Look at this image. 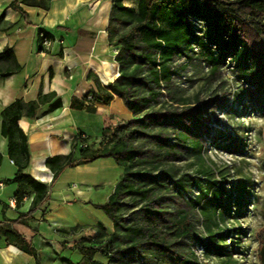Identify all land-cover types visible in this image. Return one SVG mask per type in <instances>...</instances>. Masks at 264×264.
<instances>
[{
	"label": "trees",
	"instance_id": "obj_1",
	"mask_svg": "<svg viewBox=\"0 0 264 264\" xmlns=\"http://www.w3.org/2000/svg\"><path fill=\"white\" fill-rule=\"evenodd\" d=\"M51 1L13 0L10 6L25 16L26 24H32L23 5L49 9ZM197 20L202 21L200 26ZM107 30L109 41L117 45L120 73L108 85L90 73L97 90L83 98L73 96L71 107L91 110L93 102L109 105L119 96L134 116L106 126L97 143L80 133L72 152L47 159L56 178L68 167L103 157L114 158L122 167L108 200L98 204L112 220L114 231L110 233L100 222L92 238L75 244L83 255L79 264H239L235 252L247 231L228 224L247 214L253 185L250 180H230L228 170L217 169L212 162L202 165L201 174L175 167L187 152L207 162L204 140L192 139L190 133L204 120L203 105L191 102L180 81L198 60L210 66L212 75L229 67L242 82L234 99L248 96L264 112V0H139L137 7L114 0ZM54 39L53 33L39 27L40 51L47 40ZM20 69L15 53L6 47L0 53V74L9 76ZM62 106V97L52 91L29 102L17 99L2 111L1 133L19 167L10 179L18 184V203L33 190L36 195L29 212L0 220V235L36 256L38 264L43 263L37 248L15 225L28 224L27 219L49 201L51 186L27 171L32 152L20 119ZM233 147H237L235 141L225 145L230 152ZM192 211L200 214L197 222L205 236L198 232ZM260 235L258 259L264 264V229ZM188 240L203 248L208 262L199 259Z\"/></svg>",
	"mask_w": 264,
	"mask_h": 264
},
{
	"label": "crops",
	"instance_id": "obj_2",
	"mask_svg": "<svg viewBox=\"0 0 264 264\" xmlns=\"http://www.w3.org/2000/svg\"><path fill=\"white\" fill-rule=\"evenodd\" d=\"M12 1L0 0V17L5 13L0 21V53L11 48L21 69L9 76L0 74V220L17 219L29 212L36 195L33 190L18 203V184L10 179L19 167L11 161L8 139L1 133L2 111L17 99L29 102L40 93L55 91L62 97V107L20 119L32 152L27 171L51 190L49 201L27 219L28 224H16L15 228L37 248L43 264H68L63 258L79 264L83 255L75 244L92 238L100 222L110 233L114 231L112 220L98 204L108 200L122 167L114 158L103 157L68 167L56 178L47 159L72 152L80 133L89 140H100L106 126L125 123L134 116L119 96L109 105L93 102L91 110L71 107L73 96L83 98L97 90L90 73L98 76L102 85L110 84L120 73L115 56L110 57L117 45L109 41L107 30L114 0H52L49 9L23 5L32 24H26L25 16L10 6ZM124 3L137 7L139 0ZM39 27L55 35L44 43L42 51L38 49ZM85 119L97 125L94 138ZM106 185L112 190L100 198ZM0 264H38V259L0 235Z\"/></svg>",
	"mask_w": 264,
	"mask_h": 264
},
{
	"label": "rangeland",
	"instance_id": "obj_3",
	"mask_svg": "<svg viewBox=\"0 0 264 264\" xmlns=\"http://www.w3.org/2000/svg\"><path fill=\"white\" fill-rule=\"evenodd\" d=\"M115 54L116 52L110 57ZM118 72L119 70L115 74ZM109 81L110 79L106 84ZM180 82L186 88V95H189L191 102L203 105L204 120L197 122L196 128L190 133L192 139L204 140L207 162L202 163L192 152H187L184 159L175 162V167L191 174H201L202 165H210L212 162L217 169L228 170L230 180L237 183L250 180L253 190L246 209L247 214L241 221L230 220L228 225H241L247 231L246 236L238 239L241 243L236 249L235 259H238L239 264H260L258 247L260 233L264 229V112L261 107L253 104L248 96L242 101L234 99L235 92L241 87L242 82L237 73L229 67L225 66L220 73L212 75L210 66L198 60L188 66ZM89 117L96 116L90 114ZM83 122L89 123L86 119ZM89 125V132L94 138L97 125L95 122ZM230 141L237 143V147L232 148L234 152L225 148ZM89 142L97 143L98 140L90 139ZM111 190V187L106 185L99 193L100 198H104L105 195L102 194ZM192 215L197 222L200 217L198 211H192ZM197 223L198 232L205 236L201 224ZM188 242L191 243L189 248L194 247L199 259L208 262L201 247H197L193 240Z\"/></svg>",
	"mask_w": 264,
	"mask_h": 264
},
{
	"label": "built area",
	"instance_id": "obj_4",
	"mask_svg": "<svg viewBox=\"0 0 264 264\" xmlns=\"http://www.w3.org/2000/svg\"><path fill=\"white\" fill-rule=\"evenodd\" d=\"M199 26L202 24V21L201 20H197V22H196ZM87 135L86 134H83V137H86ZM84 144V146H86L87 145V143H83ZM13 163H14V160L12 159L11 160ZM201 250H202V252H203V248L201 247Z\"/></svg>",
	"mask_w": 264,
	"mask_h": 264
},
{
	"label": "water",
	"instance_id": "obj_5",
	"mask_svg": "<svg viewBox=\"0 0 264 264\" xmlns=\"http://www.w3.org/2000/svg\"><path fill=\"white\" fill-rule=\"evenodd\" d=\"M114 80H115V79H114ZM114 80H112V81L110 82V84H111Z\"/></svg>",
	"mask_w": 264,
	"mask_h": 264
}]
</instances>
